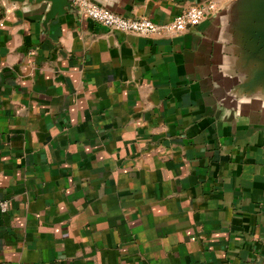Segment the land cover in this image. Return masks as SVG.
I'll use <instances>...</instances> for the list:
<instances>
[{
    "label": "crops",
    "instance_id": "0c3cea01",
    "mask_svg": "<svg viewBox=\"0 0 264 264\" xmlns=\"http://www.w3.org/2000/svg\"><path fill=\"white\" fill-rule=\"evenodd\" d=\"M45 10L0 0V264H264V99L230 95L225 16L157 37Z\"/></svg>",
    "mask_w": 264,
    "mask_h": 264
},
{
    "label": "water",
    "instance_id": "95a60500",
    "mask_svg": "<svg viewBox=\"0 0 264 264\" xmlns=\"http://www.w3.org/2000/svg\"><path fill=\"white\" fill-rule=\"evenodd\" d=\"M12 2L46 5L43 26L69 11L78 10L69 0H9ZM225 16L223 32L230 54L229 68L234 76L230 95L264 99V0H232L225 9L211 16Z\"/></svg>",
    "mask_w": 264,
    "mask_h": 264
},
{
    "label": "built area",
    "instance_id": "2783aa9c",
    "mask_svg": "<svg viewBox=\"0 0 264 264\" xmlns=\"http://www.w3.org/2000/svg\"><path fill=\"white\" fill-rule=\"evenodd\" d=\"M69 2L78 10V13L85 15L110 31L157 37L177 35L188 27L198 25L218 10L214 0H206L189 5L170 21L161 23L143 16L136 18L123 16L93 0H69ZM7 208L8 202L6 200L0 201L1 212H5Z\"/></svg>",
    "mask_w": 264,
    "mask_h": 264
}]
</instances>
